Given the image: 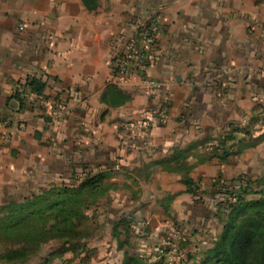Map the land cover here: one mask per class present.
Listing matches in <instances>:
<instances>
[{
    "label": "crops",
    "instance_id": "obj_1",
    "mask_svg": "<svg viewBox=\"0 0 264 264\" xmlns=\"http://www.w3.org/2000/svg\"><path fill=\"white\" fill-rule=\"evenodd\" d=\"M154 17L161 25L148 75L164 88L151 94L139 78L128 88L108 83L112 58ZM28 78L46 83L41 96L25 98ZM164 94L170 99L164 124L135 133L121 127L155 108ZM262 114L264 0H0L2 198L45 188L46 179L66 175L62 168L78 174L91 165L127 168L213 138L206 150L231 127L256 136L253 116ZM234 157L232 178L218 159L196 164L190 176L197 196L186 191L181 174L151 173L175 193L172 207L179 203L191 220L187 264H202L222 231L223 225L215 233L207 224L217 202L214 183L219 176L225 183L262 176L264 141ZM196 220L207 225L200 245ZM136 253L145 264H158L156 253L151 259L143 249Z\"/></svg>",
    "mask_w": 264,
    "mask_h": 264
},
{
    "label": "trees",
    "instance_id": "obj_2",
    "mask_svg": "<svg viewBox=\"0 0 264 264\" xmlns=\"http://www.w3.org/2000/svg\"><path fill=\"white\" fill-rule=\"evenodd\" d=\"M24 86L41 96L46 83L37 78H28ZM23 99L21 97L19 101ZM253 118L259 120L256 116ZM238 132H243L245 136L239 138ZM212 139H198L184 147H175L166 156L147 162L145 169L181 174L186 191L197 196L198 187L190 176L194 166L191 164L192 158H196L197 163L211 159L226 162L229 157L241 154L264 141V132L254 136L248 128L231 127L229 134L223 138L220 136L216 143L210 144V149L207 146L204 152H198ZM110 171L109 168L97 172L85 171L81 178L72 170L69 183H53L38 189L37 194L27 196L22 193L6 199L0 207V239L17 248L1 258L8 264L24 263L52 239L59 240L62 246L75 245L74 241L80 240L81 236L78 228L86 219L84 209L91 198L102 194ZM150 176L146 174V178ZM245 176L230 183L221 182L219 176L213 185V195L218 200L217 215L223 217V228L202 264H264V194L259 198H249L255 192L251 188L250 178L244 182ZM164 210L170 213L168 205L164 206ZM130 225L127 220L114 224L113 236L120 250L124 249L127 241L122 240L120 228L126 227L128 231L133 227L130 228ZM65 249L73 248L69 246ZM121 264L145 263L134 250H124Z\"/></svg>",
    "mask_w": 264,
    "mask_h": 264
},
{
    "label": "rangeland",
    "instance_id": "obj_3",
    "mask_svg": "<svg viewBox=\"0 0 264 264\" xmlns=\"http://www.w3.org/2000/svg\"><path fill=\"white\" fill-rule=\"evenodd\" d=\"M254 128L256 129L255 132L260 131L259 134L264 132V114L260 116V120H258ZM205 147H201V151L199 149L198 152H204ZM129 155L132 156V154ZM129 160L126 159L127 162ZM147 162L148 160L141 159L135 166H132L129 162L126 164L127 168L116 167L110 171L111 174L105 181L106 188H103L102 194L91 198L88 206L84 209L86 219L78 228L81 236L80 240L74 241L76 242L73 243L75 245L66 244L62 246L59 240L52 239L44 244L34 256H31L26 262L21 264H121L124 250H134L136 252L139 248L148 253L150 259L156 253L155 256L158 259V264H187L189 260L188 239L191 236H187L186 233L188 232L187 227L190 225L191 220L187 219L188 216L182 211L179 203L177 206L172 207V199L175 193H171L166 188L160 186L156 177L155 180L154 176L146 178V174L158 171L154 169L150 171L146 170L145 164ZM191 162L194 165L193 169L196 164H199L196 158H192ZM223 163L229 167L232 174L233 163L236 164V158L231 156ZM97 164L100 163L97 162ZM109 165H112V163ZM88 170L97 171L98 167L97 165H91L86 171L89 172ZM62 171L63 175L66 173L64 177L46 179L43 187L53 183H69L72 179L71 171L66 168H62ZM262 173V176L256 175L255 172L252 174L259 178L252 180L251 188L255 193L249 195V198H259L264 194V170ZM82 174V171L80 172L79 170V177L83 178ZM230 177L232 178L233 174ZM231 178L224 180L228 181ZM181 182L183 183V181ZM38 189L40 188L25 189L20 193H25L29 196L32 193L37 194ZM203 193L205 192L202 191L199 195L202 194L203 196ZM10 196L4 198L0 196V207L5 203L6 199H10ZM204 197L207 200L210 199L208 195H204ZM216 201L209 211V216L213 215L212 222H208L207 224L213 232L218 233L223 225V217L218 218V200ZM166 205L171 209L169 214L164 210V206ZM187 209L185 208V210ZM203 216H200V218ZM121 220L129 221V224H132L130 228L133 226L128 231L126 227L120 228L122 240H127L123 250L117 248V239L113 236L114 224ZM181 221L184 224L181 225ZM191 224L192 229L195 228L197 230L195 240L199 241L198 244L200 245V243H203L202 240L206 238L200 235V230L204 231L207 225L197 220ZM126 234H128L127 237ZM69 246L73 249H65L69 248ZM13 248L16 249L17 246H11L0 239V264H8L1 257L4 254L10 253V250Z\"/></svg>",
    "mask_w": 264,
    "mask_h": 264
},
{
    "label": "built area",
    "instance_id": "obj_4",
    "mask_svg": "<svg viewBox=\"0 0 264 264\" xmlns=\"http://www.w3.org/2000/svg\"><path fill=\"white\" fill-rule=\"evenodd\" d=\"M160 25V19L154 17L136 36L126 42L125 48L112 58L111 72L107 77L108 83L128 88L134 79L139 78L151 94L164 88L165 84L162 81L148 75L147 62L150 53L156 48ZM25 91V98L32 99L38 96L28 88ZM169 109L170 99L167 94H164L155 108L146 112L138 120L124 122L121 127L130 133L148 131L166 122Z\"/></svg>",
    "mask_w": 264,
    "mask_h": 264
},
{
    "label": "water",
    "instance_id": "obj_5",
    "mask_svg": "<svg viewBox=\"0 0 264 264\" xmlns=\"http://www.w3.org/2000/svg\"><path fill=\"white\" fill-rule=\"evenodd\" d=\"M9 264H15V263H9Z\"/></svg>",
    "mask_w": 264,
    "mask_h": 264
}]
</instances>
